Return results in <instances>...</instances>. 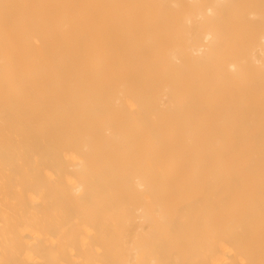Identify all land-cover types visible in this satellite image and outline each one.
Segmentation results:
<instances>
[{"label":"bare ground","instance_id":"obj_1","mask_svg":"<svg viewBox=\"0 0 264 264\" xmlns=\"http://www.w3.org/2000/svg\"><path fill=\"white\" fill-rule=\"evenodd\" d=\"M0 264H264V0H0Z\"/></svg>","mask_w":264,"mask_h":264}]
</instances>
